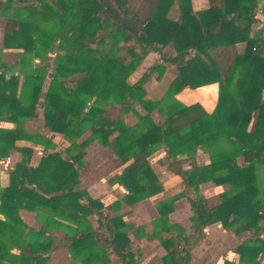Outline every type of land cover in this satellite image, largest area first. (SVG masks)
<instances>
[{"label": "trees", "instance_id": "1", "mask_svg": "<svg viewBox=\"0 0 264 264\" xmlns=\"http://www.w3.org/2000/svg\"><path fill=\"white\" fill-rule=\"evenodd\" d=\"M176 4L177 15H169ZM194 10L192 0H0L5 18L0 47V159L13 148L21 158L0 187V264H44L55 231L68 241L77 264H140L134 240H155L165 254L153 264H189L190 250L213 223L235 235L248 233L236 246V262L260 264L264 256V0H207ZM172 55L165 57L164 49ZM3 49L15 58L3 59ZM153 51L177 73L162 95L147 96L148 67L133 83L128 77ZM49 59V60H48ZM35 60L39 64L34 63ZM217 85L212 111L185 104L175 95L185 87ZM110 107L119 108L112 117ZM50 131L23 128L38 117ZM64 111L68 119L56 118ZM132 112L128 125L123 115ZM156 113V115H154ZM89 131L86 138L81 136ZM115 134V135H114ZM68 145L57 149L53 136ZM26 140L43 147L37 165ZM107 147L118 166L117 182L126 193L111 204L91 197L80 186L85 147ZM51 151H48L50 150ZM163 150L166 168L178 176L182 190L155 205L150 222L126 223L121 204L132 205L163 191L148 158ZM201 153L208 162L192 163ZM243 159L239 164L237 158ZM191 161L189 168L183 163ZM226 184L213 204L200 185ZM186 198L191 215L186 229L169 221L174 201ZM20 208L41 218L39 230L26 229ZM89 216L97 225L92 226ZM16 246L18 253L10 250Z\"/></svg>", "mask_w": 264, "mask_h": 264}, {"label": "crops", "instance_id": "2", "mask_svg": "<svg viewBox=\"0 0 264 264\" xmlns=\"http://www.w3.org/2000/svg\"><path fill=\"white\" fill-rule=\"evenodd\" d=\"M206 2H207V0H206ZM195 4L196 3L192 0L193 9L198 10V8L195 7L197 5H195ZM176 12H177V9H176ZM256 16L259 19V24H258L259 27L264 26V17L260 13H257ZM0 21L2 22V23H0V25H2V27L0 28V47H2V45H3V26L5 23L4 17L0 16ZM16 51L17 50H15V49H3V59L5 61H7L5 59L6 52H16ZM151 53H156V52L149 51L143 57V59L140 61L139 65L137 66L135 71H133L131 73L130 77H128L129 78L128 82H130V83L135 82L143 74L142 73L139 76L136 75L137 71L143 65L142 61L145 60L146 57L149 56L148 54H151ZM9 61H11V60H9ZM176 73H177L176 69H175V71H172V69L170 67H168L166 72H164L163 75H164V77L165 76H167V77L171 76L170 80H172L175 77ZM136 76H138V77L135 80L134 77H136ZM145 89H146V87H145ZM146 92L148 94L147 89H146ZM187 92L196 93L199 96H198V98L193 97L192 99L189 100V99H186L187 98V94H186ZM175 97L185 104H192V103L197 102V103L201 104V106L207 112H210V111H212V109L214 108V106L216 104L217 85L216 84H208V85H204V86H200V87H196V88L185 87L181 91H179L175 95ZM36 111L38 113L37 118H35V119L29 118V119L25 120L22 124L23 128H25L28 131H38V130L29 129L28 125L31 122H38V124H40L41 126H44L43 120H42V109L36 108ZM154 115H156V113ZM55 116L57 119L63 120V121L68 119V114L64 111H56ZM134 123H132V124H134ZM132 124H128V125H132ZM0 126L5 127V128H11L14 126V124L12 122H9V121H0ZM43 129L45 130L43 134L50 135V131L47 127L44 126ZM89 134H90L89 131L85 132L83 134V136L79 139V141L86 138L87 136H89ZM57 140L64 141V144H63L64 147H62V148H65L68 145V142L66 140H64L61 136L54 135L53 136V143L55 144L56 147H59L56 143ZM15 145H16V147H23V146L31 147L32 148V154L30 157V164L32 166H35L38 164L40 157L43 154V147H41L39 145H33L32 143H30L29 141H26V140H17L15 142ZM102 149L107 150V148L99 145L96 141H92L85 147V157L91 151V153H93L94 158L97 161H99V160H101V157H102L101 156V150ZM48 151H51V149ZM161 154H163V157H160V159H158V161L160 162L161 165H163V167H165L164 172L172 175L171 178H175V179L178 178V176H176L175 174H173L172 172H170L166 168V166H165L166 165V158H165V153L163 150H160V151L158 150V151L154 152L148 158L149 163H150L151 159L157 158V156H159ZM204 157L206 158V160H205V162H202L201 164L207 163L208 162V156L205 153L198 154L195 157V160H198L199 158H204ZM20 158H21V153L17 150V148H13L9 151V154L7 157L0 159V187H4L8 184V170L10 168H13L14 165L16 164V162H18L20 160ZM239 159L242 161L241 165L244 164L243 159L240 157L237 158V162ZM196 164L200 165V163H197V162H196ZM150 165H151V163H150ZM189 167H190V163H188V161L183 163V168L186 169ZM106 169L107 168H104V167L96 168L94 172L93 171H87L88 174L86 173L85 175L81 172V179H80V186L82 188H84L91 197L99 199L104 204V206L111 204L113 201H115L117 199H120L126 193L125 187L122 184H119L116 180L117 175L120 173L121 168L118 169L119 171H115V173H112L110 176H108L109 174H108V171ZM153 170H154V168H153ZM161 182H162V180H161ZM162 184H163V188H164L163 191H161V192H159L153 196H150V197H148L142 201H139L135 204H132V205L121 204L120 208L118 210H116L115 212H113L112 214L122 213L123 214L122 219L126 223H132L134 225H139V224L150 222L151 220H153L154 218H156L158 216L157 211L155 209L156 203H158L159 201H161L165 198H168V197H170V196H172V195H174V194H176L182 190V188H181L182 184L177 185L178 189H176V190H172L171 187H168V185H166L164 182H162ZM203 186H209L211 190H219V191H216V193H215L216 199L213 200V204L218 203V194L227 189L226 184L215 185L213 183L207 182V183H203L200 185V190L202 193H203V191H202ZM203 195L207 199L209 198V195H207L205 193H203ZM180 207H183L184 209H186L187 214H188V218L190 217L191 210H190L189 204H188L186 198L182 197V198H179V199L174 201V209L168 215L169 221L172 223H178V224L182 225L183 227L189 229V227H190L189 219H187L188 227H186L187 225H185V223L182 219V215L178 213V211L180 210ZM151 210H152V214H151ZM18 216L21 219L22 223L25 225L26 229L39 230L42 226L41 218L39 216H37L36 213L31 211V210L20 208L18 210ZM147 216H149V218L147 220H144V217H147ZM0 218H3V216L1 214H0ZM89 219L91 220L92 226L95 227L97 225L95 218L93 216H89ZM261 224L264 225V221H262ZM261 236H264V232L261 234ZM247 237H248V233L235 235L231 231H227V230L223 229L221 227L220 223H218V222L210 224L204 228L203 236L198 240V242L190 250L192 255H191V259L189 261V264H192L193 261L197 262V264H198V262L200 261L199 259L194 258L195 253H197L199 258L201 257L203 260V257L205 256V253H207V252H209V253L206 257V264H223L224 259H228V260L236 262L238 259V255L235 251L236 246L243 239H246ZM57 241H61V246H57V244H56ZM63 244H64V246H62ZM67 244H68V241L63 238V233L60 231H55L53 233V236H52L51 249L48 252L43 253V255L47 256L44 264H62L58 258H61V255H63V254H64V261L66 264H77V263H74L71 260V258L69 257L68 251H67ZM134 244L141 252V262H142V260H146L148 257H150L149 255L151 253H153L152 250L154 247L156 248V252L157 253L159 252V255L157 258H160L161 256H163L165 254V250L163 249V247L161 245H159V243L155 240H148L145 237H141L139 239H135ZM231 244H232V246H231L232 248H229V246ZM61 247H63V248H61ZM10 251L12 253L16 254L19 252V249L16 246H14ZM141 262H140V264H141ZM6 264H9V263H6ZM260 264H264V256H262V258L260 260Z\"/></svg>", "mask_w": 264, "mask_h": 264}, {"label": "rangeland", "instance_id": "3", "mask_svg": "<svg viewBox=\"0 0 264 264\" xmlns=\"http://www.w3.org/2000/svg\"><path fill=\"white\" fill-rule=\"evenodd\" d=\"M131 1H132L133 5L136 6V7H139V4L141 3V0H131ZM193 1L196 3L195 5H197V6H195V7H197L198 9L205 8L208 5L207 2H206V0H193ZM176 9H177L176 4H174L173 7H172V9H171V11H170V13H169V15L171 17H176V14H177ZM4 20H5V18H4ZM0 23H2V22L0 21ZM1 27H2V25H0V28ZM15 53L16 52H6L5 59L6 60H13L15 58ZM172 53L173 52H172L171 47H167V48L164 49L163 55L165 57H167V56L172 55ZM148 55L149 56H147L146 59L142 61V64L143 65L137 71V74L136 75L139 76L148 67H150V66H152V65H154V64H156L158 62H161V63H163L165 65L164 72H166V70H167L168 67H170L172 69V71H175V67L170 66L167 63L163 62L160 59V56L157 53H151V54H148ZM34 63L39 64L38 61H36V60H35ZM164 72H163V74H164ZM163 74L160 76V78H158V75H159V71L158 70H153L150 73L148 79L146 80V82L144 84L145 87H146V89H147V91H148V94H147L148 97L157 98L161 94H163V92L165 91L166 85L169 82L171 76L170 77L169 76L168 77L167 76L164 77ZM138 76L134 77L135 80L137 79ZM186 94H187V98L186 99H189V100L192 99L193 97L194 98H196V97L198 98V96H199L196 93H189V92H187ZM109 114L112 117L118 116L119 115V108H117V107H110L109 108ZM123 118L126 120V122L128 124H132V123H134L136 121V116L132 112H128V113L124 114L123 115ZM28 126H29V129L38 130V131H40L42 133H44V131H45L43 129L44 126H41L40 124H38V122H31ZM56 143L59 146V147H56L57 149H63L62 147H64L63 146L64 141L57 140ZM105 148H107V147H105ZM101 156H102L101 157V160L97 161L94 158L93 153H91V151L89 152L88 155H86V157L84 155V161H85V163H84V168L82 170V173L85 175L87 173V171H93L94 172L96 168L104 167V168H107L106 170L108 171V174H109L108 176H110L112 173H115V171H119L118 169L122 167V166H118L117 165L115 158L112 156V154L110 153V151H109L108 148H107V150L106 149L105 150H103V149L101 150ZM160 157H163V154L157 156V158H154V159H151L150 160V163H151L152 167L154 168L157 176L162 180V182H164L166 185H168V187H171L172 190L178 189V186L177 185H181V182H180L179 178H176V179L175 178H171L172 175H170L169 173H165L164 172V168L165 167H163V165H161L160 162L158 161V159H160ZM205 160H206L205 157L204 158H199L198 160H195V158H194V160L192 161V163H195L196 164V162H197V163H200L201 164L202 162H205ZM238 162L240 164L242 163V161L240 159L238 160ZM188 163H191V161H188ZM181 188H182V185H181ZM202 191H203V193L209 195L208 201L210 203H213V200L216 199L215 198L216 197V194L215 193H216V191H219V190H211L209 186H203ZM178 213L182 215V219H183L185 225H187L186 227H188L187 219H189V218H188L187 210L184 209L183 207H180V210L178 211ZM151 214H152V210H151ZM148 218H149V216L144 217V220H147ZM186 229H188V228H186ZM56 244H57V246H61V241H57ZM62 246H64V244ZM231 246H232V244L229 246V248H232ZM61 248H63V247H61ZM152 252L153 253H151L149 255L150 257H148L146 260H142L141 264H152L156 260V258L159 255V252L158 253L156 252V248L155 247L153 248ZM208 253L209 252L205 253V256L203 257V260H202L201 257L199 258V256H198L197 253L194 254V258H197V259L200 260L199 261L200 263L198 262V264H206V257L208 255ZM58 259H59V261L62 264H66L65 261H64V254L61 255V258H58ZM192 264H197V262L193 261Z\"/></svg>", "mask_w": 264, "mask_h": 264}]
</instances>
